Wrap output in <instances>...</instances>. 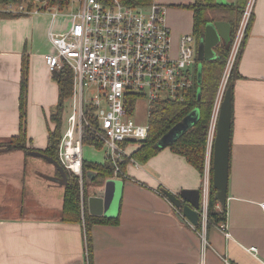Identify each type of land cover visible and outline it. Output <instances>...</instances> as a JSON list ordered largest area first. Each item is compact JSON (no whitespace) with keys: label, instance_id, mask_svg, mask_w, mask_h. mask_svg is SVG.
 Listing matches in <instances>:
<instances>
[{"label":"crops","instance_id":"1","mask_svg":"<svg viewBox=\"0 0 264 264\" xmlns=\"http://www.w3.org/2000/svg\"><path fill=\"white\" fill-rule=\"evenodd\" d=\"M194 1L153 0L165 7L173 53L180 36L193 31V9L185 5ZM66 27L62 18H52L46 11L0 13V141L19 131L21 66L26 56L29 145L45 148L46 143L35 140V131L44 121L46 133L48 124L52 125L48 116L58 100V85L43 57L53 50L49 30ZM223 42L220 39L213 46L215 57ZM235 65L224 220L229 235L220 228L221 222L209 225L206 264H264L260 207L264 200V0H255L251 27ZM31 156L19 149L0 151V264H87L83 223L61 219L64 184L59 173L54 177L35 174ZM204 168L199 172L168 146L146 162H128L124 179L112 176L122 179L114 215L118 220L91 226L93 263L199 264L198 228L179 218L161 189H199L202 203ZM99 190L103 184L92 187L89 194ZM252 246L254 252L249 250Z\"/></svg>","mask_w":264,"mask_h":264},{"label":"built area","instance_id":"2","mask_svg":"<svg viewBox=\"0 0 264 264\" xmlns=\"http://www.w3.org/2000/svg\"><path fill=\"white\" fill-rule=\"evenodd\" d=\"M29 1L32 6L28 5ZM50 2L13 1L3 4L0 10L25 14L46 11L55 18L58 12L53 8L61 6L59 2L55 5ZM254 3L255 0H246L212 106L199 210L203 227L207 221L210 162L219 106L240 55ZM65 14L71 19L68 28L49 30L53 50L44 53L43 57L51 72L61 69L64 64H69L73 70L71 110L65 118L66 127L59 142V160L65 169L81 179L82 136L89 123L86 108L90 106L96 121L94 130L102 138L105 148V159L114 165L113 176H118L121 172L119 162L129 156L131 146L145 139L149 131L148 121L139 122L133 116L136 99L146 98L150 107L159 98L181 97L195 84L196 37L193 32L183 33L176 53H173L165 7L156 2L129 5L121 0H78L77 7ZM86 91L89 98L85 96ZM129 160L139 164L132 157ZM260 207L264 212V200ZM220 228L229 235L225 221L220 223ZM206 242L207 239L205 245ZM249 250L254 252L255 247Z\"/></svg>","mask_w":264,"mask_h":264},{"label":"trees","instance_id":"3","mask_svg":"<svg viewBox=\"0 0 264 264\" xmlns=\"http://www.w3.org/2000/svg\"><path fill=\"white\" fill-rule=\"evenodd\" d=\"M17 2L22 0H0V7L7 2ZM69 0H59L61 7H64ZM129 5H149L153 0H121ZM246 0H237L235 3H220L216 0H195L185 6L193 9V33L196 41L199 42L204 36L205 24L207 21L225 19L230 23V40L223 42L217 49L216 57L201 60L202 67L200 78H195V84L187 88L181 97H165L154 100L149 107L147 137L135 145L131 146L129 156L119 162L120 173L118 177L124 179L127 175L126 165L132 157L138 162H146L151 156L162 148L168 146L172 151L183 155L199 172L204 168L206 153V138L212 106L220 76L222 74L227 55L230 49L231 39L238 26L239 20ZM32 6V1L28 2ZM2 15L16 16L23 13H10L0 10ZM252 17L246 28L245 38L251 27ZM244 38V40H245ZM244 43V42H243ZM199 62L198 58H196ZM236 66V65H235ZM231 71L227 85L232 86L234 70ZM27 74L28 61L23 57L21 66L20 97H19V131L11 135L6 140L0 141V151L36 149L29 145L31 138L27 135ZM52 77L58 85V100L51 110L48 121L47 141L44 149H39L46 154L59 160L58 148L62 135V116L65 102L71 97L73 91V70L69 64H64L61 69L52 71ZM133 100V98H132ZM198 108V117L195 122L182 132L177 138L169 142L166 146H159V138L166 133L174 124L180 121L188 112ZM131 108V106H130ZM88 125L85 126L82 136L83 144H93L102 146V138L95 129V117L92 107H87ZM67 180L64 182L63 205L61 219L71 222H82L85 231V241L87 249V264L93 263V247L91 226L95 222H116L118 216H105L92 214L87 209L86 184L96 180L97 185L103 184L105 179L112 177L114 165L110 160L88 161L83 159L82 177L68 171ZM59 173V172H58ZM212 176V163L210 162V180ZM227 204L220 203L215 196V188L210 185L207 216L209 222L220 223L226 219ZM200 218L196 225L200 228ZM209 227V224H208Z\"/></svg>","mask_w":264,"mask_h":264},{"label":"water","instance_id":"4","mask_svg":"<svg viewBox=\"0 0 264 264\" xmlns=\"http://www.w3.org/2000/svg\"><path fill=\"white\" fill-rule=\"evenodd\" d=\"M220 39L225 42L230 40V24L225 20L207 21L205 24L204 36L200 39L197 48V78H200L202 67L201 60L215 57L213 46ZM232 86L227 85L221 104L219 106L218 117L212 146L211 163L212 176L211 184L215 188V196L220 203L227 200V188L229 178V156H230V134L232 115ZM198 108L192 109L180 121L174 124L158 140L159 146H166L169 142L177 138L198 117ZM27 155L42 156L59 172V181L64 184L67 180V173L63 165L54 157L39 149H27ZM161 192L168 198L174 206L176 214L181 219L188 220L190 224L196 226L200 218V190L183 188L179 192H173L162 187ZM122 195V179L108 177L103 183V190H99L87 197L89 212L96 215L114 216L119 208ZM207 251V250H206ZM206 252L203 261L205 260ZM201 260V258H200ZM206 264V262H204Z\"/></svg>","mask_w":264,"mask_h":264},{"label":"rangeland","instance_id":"5","mask_svg":"<svg viewBox=\"0 0 264 264\" xmlns=\"http://www.w3.org/2000/svg\"><path fill=\"white\" fill-rule=\"evenodd\" d=\"M50 1H51L50 2L51 4L53 3V5H55V3H57V2H59V0H50ZM77 5H78V0H71V1H68V3L64 7L53 8V11L58 12V18H62V25L64 27L67 26L66 28H68L70 21H71L70 17H68L65 13L72 11L73 9H75L77 7ZM222 75H223V71H222V74L220 76V80L222 79ZM85 96L87 98H89V93L87 91L85 93ZM70 105H71V99L69 98L65 102V107L63 110L62 130H64L66 127L65 118H66L67 114L69 113V111L71 110ZM148 114H149V101L143 97L137 98L136 102H135V106H134V112H133V116L135 117V119L139 122H146L148 119ZM46 127H47L46 121H44V123H42V128H41V125L36 127V131H35L36 138H35V140L46 143V141H47ZM31 158H33L32 160H35V168L33 169L35 174H37L39 176H47V175H50L51 177L57 176L58 171L55 169L54 165L52 163H50L48 160H46L44 157L33 155V156H31ZM83 158L85 160H88V161H104V159H105V148L103 146L97 147L93 144L85 143V144H83ZM114 174L115 173L113 172L112 175H114ZM117 174H119V172ZM97 184L98 183L96 180L91 181L90 183L86 184V186H87L86 187V195H89V192L92 190V187L97 186ZM210 185H211V180H210ZM201 220L202 219L200 216V226H199L200 228H198V231H199L198 233H199V238H200V258H201V260H200L199 264H204L205 260L203 262L202 257H204V254L208 248L207 242L205 245V239H207L206 233H207V229H208V224L210 225L212 222L211 223L209 222V219L207 216V221H206L205 227H203ZM202 233H204L206 235V238L203 236Z\"/></svg>","mask_w":264,"mask_h":264}]
</instances>
